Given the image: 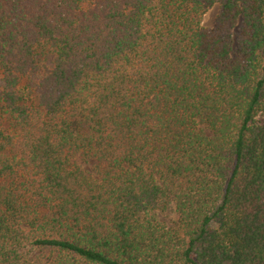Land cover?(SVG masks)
I'll use <instances>...</instances> for the list:
<instances>
[{
  "label": "trees",
  "instance_id": "trees-1",
  "mask_svg": "<svg viewBox=\"0 0 264 264\" xmlns=\"http://www.w3.org/2000/svg\"><path fill=\"white\" fill-rule=\"evenodd\" d=\"M0 264H264V0H0Z\"/></svg>",
  "mask_w": 264,
  "mask_h": 264
},
{
  "label": "rangeland",
  "instance_id": "rangeland-1",
  "mask_svg": "<svg viewBox=\"0 0 264 264\" xmlns=\"http://www.w3.org/2000/svg\"><path fill=\"white\" fill-rule=\"evenodd\" d=\"M218 10H219V7L218 5H215L213 7H211L207 13L205 14L204 18H203V26L205 28H211L213 27L214 25V21H215V18L218 14ZM236 32V31H235ZM234 32V33H235ZM89 168V167H88ZM176 220V217H171V220H166L170 225L173 224V222ZM173 221V222H172ZM37 256H39L40 258H45L46 255L44 254H37Z\"/></svg>",
  "mask_w": 264,
  "mask_h": 264
}]
</instances>
